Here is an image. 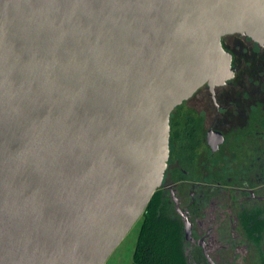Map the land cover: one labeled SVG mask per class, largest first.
Returning <instances> with one entry per match:
<instances>
[{"label": "water", "instance_id": "obj_1", "mask_svg": "<svg viewBox=\"0 0 264 264\" xmlns=\"http://www.w3.org/2000/svg\"><path fill=\"white\" fill-rule=\"evenodd\" d=\"M234 34L264 45V0H0V264H106Z\"/></svg>", "mask_w": 264, "mask_h": 264}, {"label": "flooded vegetation", "instance_id": "obj_2", "mask_svg": "<svg viewBox=\"0 0 264 264\" xmlns=\"http://www.w3.org/2000/svg\"><path fill=\"white\" fill-rule=\"evenodd\" d=\"M222 46L234 76L172 112L154 196L177 226L185 264H264V45L234 34Z\"/></svg>", "mask_w": 264, "mask_h": 264}, {"label": "trees", "instance_id": "obj_3", "mask_svg": "<svg viewBox=\"0 0 264 264\" xmlns=\"http://www.w3.org/2000/svg\"><path fill=\"white\" fill-rule=\"evenodd\" d=\"M176 224L166 217L154 196L143 217L134 264H185Z\"/></svg>", "mask_w": 264, "mask_h": 264}, {"label": "rangeland", "instance_id": "obj_4", "mask_svg": "<svg viewBox=\"0 0 264 264\" xmlns=\"http://www.w3.org/2000/svg\"><path fill=\"white\" fill-rule=\"evenodd\" d=\"M142 224L143 218H141L135 224L121 244L113 252L106 264H134V253L138 243Z\"/></svg>", "mask_w": 264, "mask_h": 264}]
</instances>
